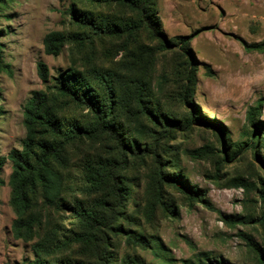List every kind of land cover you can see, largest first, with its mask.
<instances>
[{"label":"rangeland","instance_id":"374dc122","mask_svg":"<svg viewBox=\"0 0 264 264\" xmlns=\"http://www.w3.org/2000/svg\"><path fill=\"white\" fill-rule=\"evenodd\" d=\"M150 10L166 40L139 29L136 12L117 0H0V157L22 148L25 106L35 91L51 95L65 123H94L89 107L57 90L63 73L82 71L92 95L113 101L112 118L131 151L108 134L75 140L61 169L65 205L39 199L35 206L43 226L53 223L72 240L82 229L70 206L81 205L98 217L116 214L117 229L103 228L109 264H261L264 0H150ZM85 11L94 21L80 26L75 14ZM51 31L67 37L58 56L45 52ZM182 37L190 39L194 84ZM38 62L49 69L46 83ZM114 163L118 196L87 180L89 166ZM11 172L7 159L0 174V264H24L34 254L32 242L13 236ZM162 173L197 197L177 183H160ZM53 258L97 264L78 243Z\"/></svg>","mask_w":264,"mask_h":264},{"label":"trees","instance_id":"16d2710c","mask_svg":"<svg viewBox=\"0 0 264 264\" xmlns=\"http://www.w3.org/2000/svg\"><path fill=\"white\" fill-rule=\"evenodd\" d=\"M117 1L126 4L136 12L139 18V29L146 26L154 37L159 38L161 41L165 39L159 24L152 17L150 0ZM73 12L75 11L73 10ZM75 18L80 26H86L88 22L94 21L93 14L86 11L75 14ZM92 28H94L93 25ZM66 39L67 37L63 32H49L44 38L45 52L52 56H58ZM181 40L184 45L182 49L189 54L192 60L193 65H191L189 79L194 84L196 79L195 62L187 47L190 39L182 37ZM163 46L166 45L163 44ZM37 67L41 80L44 83L48 82L49 69L47 65L44 62H38ZM91 86L85 73L77 69H70L60 76L57 90L60 96L73 98L78 103L89 107L94 113V123L92 125L84 127L81 124L65 123L58 115L57 110L54 109L52 102H50L53 100L51 95L45 90L35 91L25 106L24 126L26 137L23 140L22 148L11 150L7 157H0V174L7 159L12 163L9 185L12 189L11 205L16 213V218L12 223L13 236L15 239L26 243L32 242L34 258L24 264H83L81 262L69 263L53 258L58 251L64 250L71 243H78L92 250L97 258V264H109L110 262L108 236L103 228L110 231L117 229L113 226L116 217L114 211L108 217H98L92 210L81 205L70 206L74 212L75 222L78 221V225L82 229V232L74 236L72 240H66L65 235L62 238L60 236L62 232L53 223L49 222L47 227H44L42 215L35 212V206L38 204L39 199L48 207L65 205L66 201L63 197L65 182L61 169L67 160L68 147L75 140L108 134L119 142L125 152L126 150L131 151V147L125 143L114 123L115 120L112 118V108L110 106L113 101L104 103L100 98L92 95ZM140 91V95L143 94L144 90ZM192 95L193 93H191ZM109 98L111 99L112 95ZM171 121L172 123H179L176 120ZM132 142L137 150H141L137 144V139ZM256 147L258 148L259 144H256ZM118 167V163L111 164L105 169L89 166L87 168V180L94 186H106L115 196H118L121 191L116 176ZM164 180H169V178L162 173L160 183ZM169 182L179 184L190 198H192V195L194 198L197 197L196 192L188 190L180 181L170 179ZM3 183L4 180L0 177V184ZM260 197L264 200V190L260 192ZM109 209L112 210L111 207ZM239 222L246 224L250 221L241 220ZM239 235L249 246L258 247L257 243L247 233H240ZM135 242L143 245V241L138 238H135ZM258 250L260 252L259 261L264 264V251L259 247ZM47 258H51L50 261Z\"/></svg>","mask_w":264,"mask_h":264}]
</instances>
